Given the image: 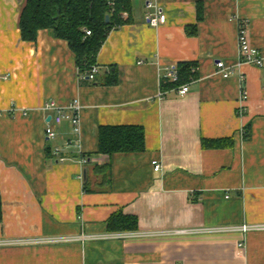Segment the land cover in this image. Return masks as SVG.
<instances>
[{
  "label": "crops",
  "instance_id": "1",
  "mask_svg": "<svg viewBox=\"0 0 264 264\" xmlns=\"http://www.w3.org/2000/svg\"><path fill=\"white\" fill-rule=\"evenodd\" d=\"M147 2L165 24L147 23ZM25 3L0 0V240L118 234L108 227L118 213L138 227L108 240L0 248V264H264L262 231L175 233L264 224V68L235 65L239 20L250 21L264 56V0H133L132 21L98 53L94 81L52 31L22 40ZM182 63L199 68L186 96L163 89L165 71ZM75 100L81 134L52 123L49 139L46 103ZM119 125L143 127L144 153L97 154L100 128Z\"/></svg>",
  "mask_w": 264,
  "mask_h": 264
},
{
  "label": "trees",
  "instance_id": "2",
  "mask_svg": "<svg viewBox=\"0 0 264 264\" xmlns=\"http://www.w3.org/2000/svg\"><path fill=\"white\" fill-rule=\"evenodd\" d=\"M133 0H115L112 12L109 0H26L21 11L19 29L22 40L26 43H36L38 33L50 30L56 39L68 42L71 51L76 56L77 69L84 81L93 66H97L98 53L109 32L118 27L130 24L132 21ZM124 13L128 14L124 18ZM109 17V22L106 18ZM92 32L86 36V31ZM193 63L178 65V82L163 83L164 90H172L197 79ZM106 82L109 85L118 84L117 75L113 74ZM248 132H246L247 135ZM98 155L112 159L120 154L144 153L146 151L145 130L140 126H105L98 135ZM111 162L96 166L99 174L110 172ZM85 191L87 187L85 186ZM4 220L3 202L0 191V223ZM110 232H131L137 230V218L118 213L108 221Z\"/></svg>",
  "mask_w": 264,
  "mask_h": 264
},
{
  "label": "built area",
  "instance_id": "3",
  "mask_svg": "<svg viewBox=\"0 0 264 264\" xmlns=\"http://www.w3.org/2000/svg\"><path fill=\"white\" fill-rule=\"evenodd\" d=\"M109 5L114 12L115 0H109ZM146 9L148 10L147 15V23L152 26L153 28H158L159 25L165 24L167 21V16L163 13V11L157 7V5L152 4L151 2H147ZM124 18L128 17L127 13H124ZM238 22V59L236 62V66L238 68H242L246 65H252L259 69L264 68V56L262 55L261 51L255 48L250 40V21L247 19L239 20ZM91 36L92 32L90 30L86 31V36ZM217 68L219 69L220 73L224 78H229L231 76L230 68L223 62H217ZM100 69L97 66H93L90 71L88 72L85 78L89 81H94L96 79L97 74L99 73ZM199 71L198 67L193 68V72L197 73ZM84 79V76L81 77ZM163 79L166 82L174 83L178 82L179 80V70L178 67L175 68H168L165 73L163 74ZM196 79H192L191 82L188 84L182 85L176 90L178 91L179 95L186 96L190 91V84L196 82ZM243 101H245L248 97V93L243 91ZM242 108V107H241ZM81 110L82 105L79 100H75L68 106H59L55 101H49L46 103L44 107V111H51L54 112V116H51V120L47 124L46 135L49 139H56L57 134L55 128L52 127V123L56 125H61L63 122H69L72 127L74 128L75 134H81ZM243 110V108L241 109ZM244 135H246V131H243ZM71 144V143H70ZM54 154L59 156L62 154V151L59 148L54 150ZM65 161L64 157L59 159V162L63 163ZM90 161L84 157L81 160L82 165H87ZM153 168L155 172H161V164L158 161L153 162ZM252 231H262L264 232V224H244V225H237V226H223V227H209V228H195L194 230H180L175 232L176 234H194L195 233H202V234H209V233H238L241 232L243 234H247ZM120 234V233H118ZM117 233H108L105 235H79V237H66L58 238V237H51V238H22V239H8V240H0V248H8V247H16V246H37V245H51V244H61L65 242H84V241H94V240H108L114 238H121L118 236ZM144 236H148L144 234Z\"/></svg>",
  "mask_w": 264,
  "mask_h": 264
},
{
  "label": "water",
  "instance_id": "4",
  "mask_svg": "<svg viewBox=\"0 0 264 264\" xmlns=\"http://www.w3.org/2000/svg\"><path fill=\"white\" fill-rule=\"evenodd\" d=\"M106 22H107V23L109 22V17L106 18ZM49 120H51V118H50Z\"/></svg>",
  "mask_w": 264,
  "mask_h": 264
}]
</instances>
